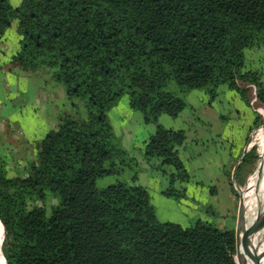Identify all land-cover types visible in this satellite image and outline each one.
<instances>
[{
  "label": "trees",
  "instance_id": "trees-1",
  "mask_svg": "<svg viewBox=\"0 0 264 264\" xmlns=\"http://www.w3.org/2000/svg\"><path fill=\"white\" fill-rule=\"evenodd\" d=\"M11 25L19 68L62 84L71 109L33 141L35 158L21 171L10 174L0 157V264H234L233 228L198 215L186 224L158 217L137 182L136 149L160 171L164 196L202 205L204 189L216 192L179 155L185 129L158 117L190 107L194 89L205 90L208 104L223 88L247 103V85L264 100V0H0V38ZM122 95L154 124L131 149L108 119ZM257 121L255 111L251 128ZM227 147L221 169L236 193L231 170L241 151ZM257 160L252 146L237 166L238 183ZM125 168L132 182L96 185Z\"/></svg>",
  "mask_w": 264,
  "mask_h": 264
},
{
  "label": "rangeland",
  "instance_id": "rangeland-1",
  "mask_svg": "<svg viewBox=\"0 0 264 264\" xmlns=\"http://www.w3.org/2000/svg\"><path fill=\"white\" fill-rule=\"evenodd\" d=\"M10 1L12 5L17 4V0ZM13 30V25L5 30L9 47L15 43L17 35ZM256 55V52L248 54L249 65L257 63ZM7 65L10 66L11 63ZM14 68L4 69L0 73V157L7 161L10 174L21 171L22 165L35 158L33 141L42 138L46 131L55 125L59 111L71 109L62 84L49 78L45 79L47 74L34 77ZM31 77L33 79H30ZM172 87L175 88L174 85ZM247 88V103L237 90L223 88L210 104L207 103L205 90L194 89L186 95V100L191 105L184 108L180 112L181 115L172 117L162 113L158 117V121L166 127L185 129L186 139L183 148H179L180 157L184 159L191 173L198 178L209 179L217 188L214 194L203 190L202 205L188 198L180 202L164 196L161 192L164 183L160 171L146 164L141 159L139 149H136L139 161L137 182L144 187L159 218L186 224L189 216L198 215L200 218L212 220L220 228L235 230L238 194L233 193L224 178L221 168L224 157H227V148L218 142L229 145L234 155L240 151L242 153L247 146L256 147L258 160L253 169L251 166L244 169L242 181L239 183L245 190L261 159L260 136L256 127L251 128L254 112L261 108V102L255 98L254 88L250 85H247ZM78 110L84 113L81 104ZM182 114L186 115L183 117L184 122L180 120ZM108 119L120 144L128 149L139 147L144 137L154 129L153 123H145L142 120L138 110L128 107L127 95H122L109 110ZM131 175L132 170L125 168L120 174L112 173L98 177L96 185L104 187L117 179L132 182ZM187 193L191 196L198 194L193 183L188 184ZM206 206L209 208L208 214L201 208ZM244 208L243 221L246 220L249 204ZM259 233L264 241V216Z\"/></svg>",
  "mask_w": 264,
  "mask_h": 264
},
{
  "label": "bare ground",
  "instance_id": "bare-ground-1",
  "mask_svg": "<svg viewBox=\"0 0 264 264\" xmlns=\"http://www.w3.org/2000/svg\"><path fill=\"white\" fill-rule=\"evenodd\" d=\"M261 159L254 177L248 183V188L243 189L244 206L249 204L245 222H252L257 214L264 210V133L259 138ZM264 213L252 229L240 237V254L238 264H264V241L260 237V223ZM242 224L240 225V229Z\"/></svg>",
  "mask_w": 264,
  "mask_h": 264
},
{
  "label": "water",
  "instance_id": "water-1",
  "mask_svg": "<svg viewBox=\"0 0 264 264\" xmlns=\"http://www.w3.org/2000/svg\"><path fill=\"white\" fill-rule=\"evenodd\" d=\"M258 113V121L256 125V130L259 136H262L264 133V100L261 102V108L257 111ZM250 149V146L245 147L239 158L237 159L236 163L233 165L232 171H231V178L232 182L234 183V188L238 194V208H237V220H236V226H235V244H234V252L232 254L233 263L238 264L239 254H240V237L243 236L245 233L249 232L252 227L255 225V223L258 221V219L261 217V215L264 213V210L257 214L256 218L247 224L245 221H243L244 216V199L242 195V187L239 185V183L236 181V169L243 158V155L246 154ZM1 222V221H0ZM242 224V227L240 229V225ZM3 229V226H2ZM5 233L3 229V234Z\"/></svg>",
  "mask_w": 264,
  "mask_h": 264
},
{
  "label": "crops",
  "instance_id": "crops-1",
  "mask_svg": "<svg viewBox=\"0 0 264 264\" xmlns=\"http://www.w3.org/2000/svg\"><path fill=\"white\" fill-rule=\"evenodd\" d=\"M16 2L18 3L19 0H17ZM18 46L19 45H18V36L17 35H15V43L13 45H10V47L8 45V39H7V36L5 35V33L0 38V73L4 69H9V70L15 69L14 67H16L17 69H19L20 72H24L23 70H21L19 68L18 64L13 59V55L16 53L17 49L19 48ZM4 60H6V62ZM7 63H11V65L8 66ZM30 79H33V78L31 77ZM184 116H186V115L185 114H182V116L180 118L181 122H184L185 121V119L183 118ZM218 143L222 147H225V149L228 148L227 147L228 145L224 144L223 142L219 141Z\"/></svg>",
  "mask_w": 264,
  "mask_h": 264
}]
</instances>
